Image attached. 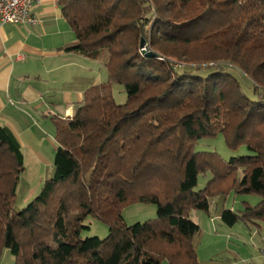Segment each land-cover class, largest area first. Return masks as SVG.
Listing matches in <instances>:
<instances>
[{
  "label": "trees",
  "instance_id": "obj_1",
  "mask_svg": "<svg viewBox=\"0 0 264 264\" xmlns=\"http://www.w3.org/2000/svg\"><path fill=\"white\" fill-rule=\"evenodd\" d=\"M61 4L77 38L67 50L99 62L108 78L85 90L72 116L53 118L54 175L21 211L24 153L0 124V258L9 249L15 264H200L190 211L208 210L219 189L262 196L225 209L224 222L264 223V0ZM218 134L250 153L198 149ZM208 170L216 185L195 189ZM138 202L155 203L157 217L127 225L123 209ZM89 216L110 225L105 238L82 236Z\"/></svg>",
  "mask_w": 264,
  "mask_h": 264
},
{
  "label": "crops",
  "instance_id": "obj_2",
  "mask_svg": "<svg viewBox=\"0 0 264 264\" xmlns=\"http://www.w3.org/2000/svg\"><path fill=\"white\" fill-rule=\"evenodd\" d=\"M32 13L39 18L35 25L0 20V124L14 132L23 153L28 148L46 163L39 135L56 132L53 118L72 116L99 80L90 78L92 59L67 50L77 38L61 0H40Z\"/></svg>",
  "mask_w": 264,
  "mask_h": 264
},
{
  "label": "rangeland",
  "instance_id": "obj_3",
  "mask_svg": "<svg viewBox=\"0 0 264 264\" xmlns=\"http://www.w3.org/2000/svg\"><path fill=\"white\" fill-rule=\"evenodd\" d=\"M148 53V52H146ZM94 69L89 74L91 80L100 82L107 80V69L99 62L89 63ZM113 96L118 104L127 99V93L121 84L113 85ZM41 150L47 162L39 161L37 155L25 148V170L21 173L16 199L15 211L23 210L41 191L44 182L52 177L55 172V157L58 142L55 139V130L49 134L41 133ZM198 149L217 152L225 159L250 153L247 146L239 149L230 148L223 134L215 137H206L201 140ZM216 176L211 170L200 172L198 184L195 189L200 190L209 186H215ZM212 181V182H211ZM216 189V188H215ZM216 191V190H215ZM262 196L256 193H237L235 190H217L210 197L208 210L192 209L190 218L199 224L200 231L192 238L193 246L200 264H264V223L258 224L243 221L234 225L224 222L222 213L225 209H242L246 204L256 206ZM123 216L127 225L157 217V205L152 202H138L124 207ZM85 224L89 228L82 231V236H100L105 238L110 231V225L94 216H89ZM16 257L9 249H4L0 258V264H15ZM162 264H169L166 260Z\"/></svg>",
  "mask_w": 264,
  "mask_h": 264
},
{
  "label": "built area",
  "instance_id": "obj_4",
  "mask_svg": "<svg viewBox=\"0 0 264 264\" xmlns=\"http://www.w3.org/2000/svg\"><path fill=\"white\" fill-rule=\"evenodd\" d=\"M40 0H0V20L3 23L35 25L39 18L32 13L33 5ZM144 52L149 48L143 46Z\"/></svg>",
  "mask_w": 264,
  "mask_h": 264
},
{
  "label": "water",
  "instance_id": "obj_5",
  "mask_svg": "<svg viewBox=\"0 0 264 264\" xmlns=\"http://www.w3.org/2000/svg\"><path fill=\"white\" fill-rule=\"evenodd\" d=\"M143 45H144V41H142V46H143ZM149 55H153V56H155L156 53H154V52H150Z\"/></svg>",
  "mask_w": 264,
  "mask_h": 264
}]
</instances>
